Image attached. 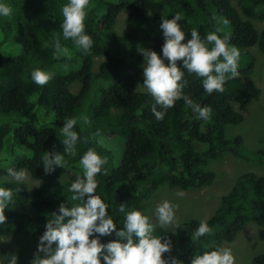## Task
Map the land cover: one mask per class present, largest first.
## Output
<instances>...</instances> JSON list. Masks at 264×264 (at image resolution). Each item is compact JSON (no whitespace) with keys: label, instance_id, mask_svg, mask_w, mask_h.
Here are the masks:
<instances>
[{"label":"trees","instance_id":"trees-1","mask_svg":"<svg viewBox=\"0 0 264 264\" xmlns=\"http://www.w3.org/2000/svg\"><path fill=\"white\" fill-rule=\"evenodd\" d=\"M4 2L13 11L0 17V175L5 167L24 169L35 185L15 181L4 185L13 190L14 202L4 210L0 235L39 238L58 205L74 203L68 187L82 176L79 158L89 148L107 157L102 174L96 176V194L108 204L117 228L124 217L118 211L121 203L142 211L162 186L182 191L210 187L216 178L209 169L213 163L244 159L242 136L227 139L225 128L243 122L235 106H247L260 96L252 80L251 50L256 48L264 56V29L255 25L264 23V0H90L85 31L93 46L87 54L62 37L60 7L66 0ZM177 12L183 16L178 23L186 40L192 28L203 39L220 27V35L230 34L229 44L240 52L239 74L226 79L223 92L208 95L201 78L185 73L183 92L194 103L211 107L210 121L197 119L182 99L157 121L150 111L154 101L138 89L143 81L139 49L159 55L160 19ZM124 13L130 28L117 33L115 26ZM225 19L226 25L220 23ZM54 39L68 49L60 59L52 58ZM64 64L69 65L67 72ZM35 68L52 72L53 78L42 87L34 84L30 72ZM75 83L79 90L73 94L70 87ZM81 115L88 117L87 125L79 121ZM68 118L78 119L77 154L66 158L63 168L53 166L46 173L40 158L44 151L63 153L60 127ZM252 153L264 157V149ZM206 222L211 234L195 242L190 235L200 222L190 219L178 225L177 245L165 229L156 227L154 235L172 245L162 258L190 264L192 256L211 250L206 246L233 242L249 223L263 225L264 175H239L232 188L219 196L215 214ZM114 238L103 236L100 241ZM5 247L0 242V255H7ZM250 264H264V255Z\"/></svg>","mask_w":264,"mask_h":264},{"label":"clouds","instance_id":"clouds-1","mask_svg":"<svg viewBox=\"0 0 264 264\" xmlns=\"http://www.w3.org/2000/svg\"><path fill=\"white\" fill-rule=\"evenodd\" d=\"M90 0H66L60 7L63 17L60 28L64 40H70L73 46L82 54H87L93 46L92 38L85 31V19ZM13 9L0 0V17H8ZM183 20L180 12L171 18H161L159 29L163 37L160 54L151 49L140 48L142 55V87L151 96L154 104L150 111L157 121L164 119L168 109L174 107L177 100H183L186 108L191 109L197 119L210 121L212 109L201 106L183 92L185 73L195 74L201 78L204 92L211 95L214 91L223 92V85L228 78L238 76L239 49L229 44L230 34L222 33L220 27L207 33L201 39L198 30H190V38L185 39V31L179 21ZM215 21V17H213ZM220 23L227 24L222 20ZM209 45H211L209 47ZM45 44V47H48ZM51 47L52 58L60 59L66 56L68 49L63 47L58 39H54ZM179 62V64L177 63ZM65 72L69 65L64 64ZM53 78V73L35 68L30 72L31 81L44 86ZM159 106V110H157ZM79 121L83 125L89 123L86 115H81ZM77 118H68L60 127V139L64 145L63 153L47 151L40 158L44 171L47 173L53 166L64 167L68 157L76 156V144L80 139L74 130ZM107 163V157L99 155L92 148L87 149L79 158L82 176H77L68 187L72 193L69 206L65 201L60 203L46 220L44 231L39 237L36 253L30 264H183L175 257L162 258V254L171 251V242L154 235V229H166L176 226V205L164 200L157 204L154 217L137 208H126L121 203L118 211L124 213L122 227L117 224L108 212V204L96 194L97 174H102V168ZM24 169L5 167L0 175V225L6 217L4 210L14 202V192L4 185L13 181L21 183L26 178ZM182 196L183 193H177ZM212 229L205 220H201L190 238L198 241L205 235H210ZM113 235L115 238L107 243H101L100 237ZM91 237V238H90ZM0 235V242L7 240ZM206 250L191 258L190 264H234V256L228 247L206 246ZM44 253L41 257L38 253ZM0 264H17L14 253L0 255Z\"/></svg>","mask_w":264,"mask_h":264},{"label":"rangeland","instance_id":"rangeland-1","mask_svg":"<svg viewBox=\"0 0 264 264\" xmlns=\"http://www.w3.org/2000/svg\"><path fill=\"white\" fill-rule=\"evenodd\" d=\"M255 25L258 30L264 29V23ZM115 28L117 33L130 28L126 23L125 13L118 19ZM251 53L254 55V57L252 56L254 62L252 80L260 91L259 99L247 106H235V109L242 114L243 122L238 125H229L225 128V137L227 139L236 135L242 136L244 159L226 158L215 163L210 162L213 164L209 169L216 173V178L210 187L182 191L162 186L156 191L155 197H152L150 203L144 205L142 211L140 210L142 213L149 215L152 222L155 223L154 211L157 204L168 200L176 205V226H169L165 229L170 235L173 245H177V226L190 219L198 222H201V220L207 221L215 214L219 196L224 195L232 188L235 179L239 175L244 173L264 175V157L255 158L252 153L255 150L264 149V56L260 55L256 48H253ZM77 84L75 83L70 87L71 93L76 94L78 92L79 85ZM138 89L140 92H146L142 85ZM248 158H250V161L246 160ZM23 182L31 187L35 185V182L27 175ZM181 192L183 193L182 196L177 195V193ZM38 239L30 236L23 237L21 240L8 237L2 243L4 247H7V254L14 253L16 255L17 264H30L33 254L36 253ZM221 247L231 249L234 256V264H250L254 257L264 255V224L258 226L254 223H249L239 232L233 242L224 243ZM180 249H183V247ZM38 255L43 257L44 253L41 252Z\"/></svg>","mask_w":264,"mask_h":264},{"label":"bare ground","instance_id":"bare-ground-1","mask_svg":"<svg viewBox=\"0 0 264 264\" xmlns=\"http://www.w3.org/2000/svg\"><path fill=\"white\" fill-rule=\"evenodd\" d=\"M209 219H210V218H209ZM209 219H208V220H209ZM235 238H236V237H235ZM172 243H173V242H172ZM225 243H229V242H225ZM223 244H224V243H223ZM221 246H222V245H221Z\"/></svg>","mask_w":264,"mask_h":264}]
</instances>
